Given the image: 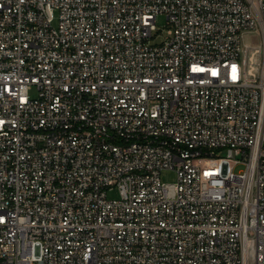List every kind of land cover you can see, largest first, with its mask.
<instances>
[{
  "label": "built area",
  "instance_id": "2783aa9c",
  "mask_svg": "<svg viewBox=\"0 0 264 264\" xmlns=\"http://www.w3.org/2000/svg\"><path fill=\"white\" fill-rule=\"evenodd\" d=\"M0 264H264V0H0Z\"/></svg>",
  "mask_w": 264,
  "mask_h": 264
},
{
  "label": "rangeland",
  "instance_id": "374dc122",
  "mask_svg": "<svg viewBox=\"0 0 264 264\" xmlns=\"http://www.w3.org/2000/svg\"><path fill=\"white\" fill-rule=\"evenodd\" d=\"M58 26V20L55 22L54 27ZM158 27L160 29V31H162V33H158L156 34V39L153 41V44H161L163 43L165 37H166V31L168 30V26L166 23V19L165 17L161 16L158 18ZM246 42L249 44H253L254 43V37L253 36H248L246 38ZM244 170L243 167H238L235 172L239 173L242 172ZM161 181L164 184H168V185H174L178 182V175L176 173V171L174 170H168V171H164L161 173ZM108 197L110 199H117L118 198V193L117 191H113V192H109L108 193Z\"/></svg>",
  "mask_w": 264,
  "mask_h": 264
}]
</instances>
